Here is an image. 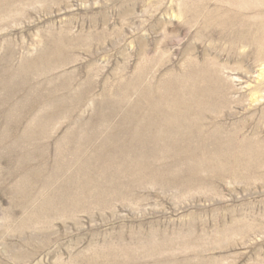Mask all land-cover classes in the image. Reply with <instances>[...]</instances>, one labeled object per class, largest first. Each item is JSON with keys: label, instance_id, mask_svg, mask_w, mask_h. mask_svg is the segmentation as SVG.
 I'll use <instances>...</instances> for the list:
<instances>
[{"label": "rangeland", "instance_id": "obj_1", "mask_svg": "<svg viewBox=\"0 0 264 264\" xmlns=\"http://www.w3.org/2000/svg\"><path fill=\"white\" fill-rule=\"evenodd\" d=\"M252 1L0 7V264H264V0ZM174 105L206 159L197 185L171 155L131 148L154 172L112 164Z\"/></svg>", "mask_w": 264, "mask_h": 264}, {"label": "bare ground", "instance_id": "obj_2", "mask_svg": "<svg viewBox=\"0 0 264 264\" xmlns=\"http://www.w3.org/2000/svg\"><path fill=\"white\" fill-rule=\"evenodd\" d=\"M252 1V0H251ZM13 2V0H0V7H2L3 9H6V11H8V9L11 7V3ZM246 2V1H245ZM253 2V1H252ZM251 2V4H253ZM248 4V3H247ZM259 4V3H258ZM261 4V3H260ZM247 6V5H246ZM254 6V5H253ZM256 7V6H255ZM250 9V8H249ZM252 10V8H251ZM249 11V10H248ZM253 11V10H252ZM251 11V14H252ZM231 13V12H230ZM229 13V14H230ZM244 13V12H243ZM234 14V13H233ZM250 14V13H249ZM251 14L249 15V18L251 16ZM256 15V14H255ZM244 17V16H243ZM263 19V18H262ZM249 20V19H248ZM221 21V18H220ZM261 26V25H260ZM247 37V36H246ZM253 39V38H252ZM261 40V39H260ZM253 41V40H252ZM233 42V41H232ZM240 43V42H239ZM55 50L57 51V48H55ZM59 52V51H58ZM207 71H203L201 70L200 73L201 75L205 76L207 74H205ZM206 98V97H205ZM171 101V100H170ZM28 102V101H27ZM160 103V102H159ZM162 103V102H161ZM183 104V103H182ZM197 104V103H196ZM154 105V104H153ZM152 105V106H153ZM158 105V103H157ZM200 105V104H198ZM160 106V105H159ZM182 106V105H181ZM179 106V107H181ZM185 106V105H184ZM23 107V106H22ZM187 107V108H185ZM182 108H185L186 110L184 111L185 115H187L190 111H192V107L191 106H185ZM24 108V107H23ZM166 108V107H165ZM178 105H174V107H171L170 109L168 108L169 112L171 111L172 116L175 117L173 119L170 118H165L160 117V115L156 116L154 119H148L145 121H141L139 122V124H137V130L133 131V133L130 136L131 144L129 147H127V150H122V147L119 146V149L115 150V152H113L111 156V162L114 165L115 163H118L120 165V167L123 168H128V165H130V159L132 162L136 163V166L138 167H143V168H148L150 170H153L154 172V168L151 167L149 164L151 163H146L143 160L139 162V159L134 160V157L137 158L136 156H133L134 152L131 151V148H136L140 153L141 156H158V157H166L167 155H171L172 158H174L175 161V165H180V163H182V161L186 162V165L188 166V170H189V174H188V178L189 179L187 181L186 184L189 183H194L195 185H197L200 180L196 178V176L198 175V172H200V170L202 168H205V166H207L206 163V159H202V156L198 157L197 153H198V146L195 147L192 144V141H195L196 139L190 135V127L187 128L186 126L184 127V123H182L183 118L185 117H181L182 114L179 113V110L177 109ZM156 109V107L154 108ZM159 109V108H158ZM181 109V108H179ZM35 110V109H34ZM201 111V110H200ZM18 112H20L18 110ZM153 112V111H152ZM167 111H165L166 113ZM195 112V111H194ZM164 113V112H162ZM183 113V112H182ZM183 113V114H184ZM160 114V113H158ZM200 114V113H199ZM192 115V114H191ZM190 116V115H188ZM186 120V119H185ZM189 120V119H188ZM195 121V120H193ZM189 122V121H188ZM186 123V122H185ZM197 123V122H196ZM191 125V124H190ZM204 125V124H203ZM202 125V126H203ZM196 126V125H195ZM193 128V127H192ZM195 128V127H194ZM186 130V132L182 133L183 130ZM198 129V128H197ZM204 130V129H203ZM194 131V129H193ZM192 131V132H193ZM197 132V131H196ZM199 132V131H198ZM199 134V133H198ZM219 134V133H218ZM188 135V136H185ZM208 136V135H207ZM211 136V135H210ZM198 137V136H197ZM129 139V138H128ZM213 139V138H211ZM124 140V139H123ZM199 140V139H198ZM196 140V142L198 141ZM119 143L118 145H121L123 143L122 139H118ZM121 141V144H120ZM210 141V140H209ZM215 142V141H214ZM202 143V140H200V143ZM212 143V142H211ZM209 144V143H208ZM117 145V144H116ZM213 145V144H212ZM210 146V145H209ZM206 147V146H205ZM211 147V146H210ZM208 148V147H207ZM206 148V149H207ZM221 148V147H220ZM225 148V147H224ZM212 149V148H211ZM222 149V148H221ZM228 149V148H227ZM261 149V148H260ZM136 151V150H135ZM222 151V150H221ZM219 149L218 151H216L215 155L216 157H218L219 160H225V156L223 155L224 153H222ZM220 152V153H219ZM136 153V152H135ZM139 153V154H140ZM260 153V152H259ZM258 154V153H257ZM109 156V157H110ZM228 156H230L228 154ZM238 156V155H237ZM254 156V155H253ZM103 157V156H102ZM189 157V158H188ZM232 157V156H230ZM240 157V156H239ZM242 157V156H241ZM187 158L186 160H183ZM244 158V157H242ZM251 158V157H250ZM103 159V158H102ZM110 160V159H109ZM134 160V161H133ZM138 160V161H137ZM247 160V158H246ZM187 161L191 162L188 163ZM215 161V160H214ZM250 161V160H249ZM254 162V161H252ZM87 163V162H86ZM232 163V162H231ZM235 163V162H234ZM233 163V164H234ZM249 163V162H247ZM251 163V162H250ZM249 163V164H250ZM218 164V163H217ZM237 164V163H236ZM153 165V164H151ZM156 166V165H154ZM237 168V166H236ZM87 169V168H86ZM97 169V168H96ZM112 171V170H111ZM159 171V170H158ZM108 173V172H107ZM129 173V172H128ZM185 173V172H184ZM78 174V173H77ZM126 174V173H125ZM148 174V173H147ZM156 174V173H155ZM168 173H166L167 175ZM113 176V175H112ZM149 176V175H148ZM155 176V175H154ZM151 177V175H150ZM148 177V178H150ZM172 177V176H171ZM177 177V176H176ZM134 178V177H133ZM147 178V177H145ZM196 178V179H195ZM114 179V178H113ZM137 179V178H136ZM139 179V178H138ZM157 180V179H156ZM156 180H152V181H156ZM184 180L186 181V179L184 178ZM174 181V180H173ZM184 181V183H185ZM157 182V181H156ZM92 183V182H91ZM136 183V182H135ZM84 184V183H82ZM158 184V183H157ZM163 184V183H162ZM177 184V183H176ZM89 185V184H88ZM135 185V184H134ZM141 185V184H140ZM142 186V185H141ZM146 186V185H145ZM158 186V185H157ZM186 186V185H185ZM144 187V186H142ZM162 187V186H160ZM188 187V185H187ZM190 187V186H189ZM186 188V187H185ZM141 189V188H138ZM130 190V189H129ZM135 191V189H134ZM141 191V190H139ZM124 193V192H123ZM128 193V192H127ZM120 194V193H119ZM135 194V193H134ZM128 200V199H127ZM131 200V199H130ZM124 201V200H123ZM114 202V201H113ZM91 214V213H90ZM103 214V213H102ZM42 233V232H41ZM33 236V235H32ZM127 248V247H126ZM129 249V248H128ZM125 250V249H124ZM123 250V251H124ZM150 250V249H149ZM154 250V249H153ZM128 252V250H127ZM113 253V252H112ZM124 253H126L124 251ZM154 253V252H153ZM161 254V253H160ZM131 255V254H130ZM116 256V255H115ZM121 256V255H120ZM134 256V255H133ZM163 256V255H162ZM118 257V256H117ZM129 257V256H128ZM137 257V256H136ZM135 257V258H136ZM131 258V257H130ZM141 258V257H140ZM139 258V259H140ZM138 259V257H137ZM138 259V260H139ZM142 259V258H141ZM112 260V258H111ZM115 261V260H114ZM120 262V261H119ZM133 262V261H132ZM140 262V260H139ZM125 264V263H124Z\"/></svg>", "mask_w": 264, "mask_h": 264}]
</instances>
